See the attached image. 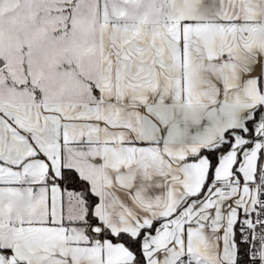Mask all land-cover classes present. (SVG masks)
<instances>
[{"label": "snow or ice", "instance_id": "1", "mask_svg": "<svg viewBox=\"0 0 264 264\" xmlns=\"http://www.w3.org/2000/svg\"><path fill=\"white\" fill-rule=\"evenodd\" d=\"M0 264H264V0H0Z\"/></svg>", "mask_w": 264, "mask_h": 264}]
</instances>
